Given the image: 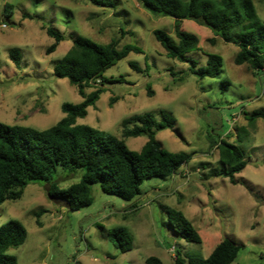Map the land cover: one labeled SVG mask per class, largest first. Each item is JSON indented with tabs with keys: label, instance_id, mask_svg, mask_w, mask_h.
<instances>
[{
	"label": "rangeland",
	"instance_id": "374dc122",
	"mask_svg": "<svg viewBox=\"0 0 264 264\" xmlns=\"http://www.w3.org/2000/svg\"><path fill=\"white\" fill-rule=\"evenodd\" d=\"M252 1L264 23V0ZM6 4L11 5L10 15L2 13ZM173 22L137 0H0V122L36 129L56 123L64 115L62 102L82 100L75 86L52 70L72 38L83 36L99 44L117 39L118 50L131 44L141 51H130L104 71V90L76 123L112 133L129 149L139 150L147 136H124L122 120L144 113L159 120L165 111L174 126L158 130L156 139L169 151L189 154L169 177L145 179L140 194L129 201L92 184L91 203L73 210L50 199L44 183H28L19 199L0 203V225L17 219L27 230L24 243L8 250L18 264H144L148 256L171 264L176 254L185 260L205 258L225 237L241 244L230 264H264V116L250 124L243 113H264V75L257 76L248 63L234 62L236 44L182 19L181 28L198 37V48L188 57L198 66L206 64L207 53L222 57L218 77L191 73L189 63L168 57L152 33L163 29L176 39ZM43 25L64 35L49 53L45 49L53 38ZM11 48L19 50L18 65L9 57ZM222 80L229 82L224 89ZM99 84L91 81L84 91ZM219 139L244 151L246 164L235 174L236 183L213 173L219 168ZM81 173L58 166L52 179L67 188ZM167 207L184 213L200 243L173 231ZM116 226L133 235L131 249L122 252L109 241L107 232Z\"/></svg>",
	"mask_w": 264,
	"mask_h": 264
},
{
	"label": "trees",
	"instance_id": "16d2710c",
	"mask_svg": "<svg viewBox=\"0 0 264 264\" xmlns=\"http://www.w3.org/2000/svg\"><path fill=\"white\" fill-rule=\"evenodd\" d=\"M149 12L170 16L174 19L175 38L163 29L152 31L154 38L164 48L168 57L188 62V70L198 77H218L222 57L207 53L206 64L198 66L196 60L187 53L198 48V37L181 28L182 19H191L208 27L214 36L238 47L234 57L236 64L248 63L257 76L264 75V23L258 16L252 0H137ZM3 14H11V5L6 4ZM53 42L45 49L53 51L64 39V35L50 25H43ZM213 42V38L209 39ZM118 40L99 44L86 37L72 38V45L56 62L53 74L66 78L75 86L82 100L78 103L64 101L61 111L64 115L53 125L36 129L30 125L7 124L0 122V203L19 199L28 183L42 182L47 196L55 200L64 198L69 209L87 206L92 201L91 185L98 184L107 194L125 200H133L140 194V186L145 179L166 178L186 162L189 154L184 151L172 152L163 148L155 133L165 128H173L174 119L165 111L157 120L150 113L136 114L122 120L124 136L146 135L147 140L139 150L129 149L124 141L112 133L76 123L77 118L87 114V107L94 105L104 90V71L130 51L140 52V48L126 44L119 50ZM9 57L19 64L20 53L17 48L9 50ZM130 66L140 71L135 62ZM98 80V87L85 92L91 81ZM229 84L222 80L220 88ZM148 95L152 90L147 85ZM253 124L261 111L246 114ZM132 124L131 127H127ZM219 154V168L214 170L231 183H236L235 174L246 164L243 149L236 143L219 139L216 144ZM60 166L68 172L81 170L79 180L67 188H60L52 179ZM168 223L173 231L185 241L201 242L198 231L182 211L166 208ZM27 237L25 226L17 219H9L0 225V264H18L17 258L8 253L12 247L24 243ZM109 241L120 251L131 249L133 235L125 226L108 230ZM241 244L225 237L221 239L205 258L189 256L186 260L175 255L171 264H230ZM144 264H163L156 256H148Z\"/></svg>",
	"mask_w": 264,
	"mask_h": 264
},
{
	"label": "water",
	"instance_id": "95a60500",
	"mask_svg": "<svg viewBox=\"0 0 264 264\" xmlns=\"http://www.w3.org/2000/svg\"><path fill=\"white\" fill-rule=\"evenodd\" d=\"M55 200L57 202H61L64 206L69 207V203H68V201L66 199H64V198H57Z\"/></svg>",
	"mask_w": 264,
	"mask_h": 264
}]
</instances>
